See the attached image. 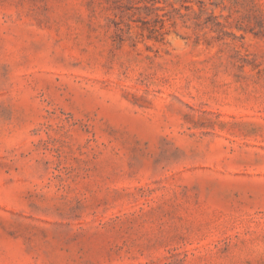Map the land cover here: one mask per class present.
<instances>
[{"label":"rangeland","instance_id":"obj_1","mask_svg":"<svg viewBox=\"0 0 264 264\" xmlns=\"http://www.w3.org/2000/svg\"><path fill=\"white\" fill-rule=\"evenodd\" d=\"M0 264H264V0H0Z\"/></svg>","mask_w":264,"mask_h":264}]
</instances>
